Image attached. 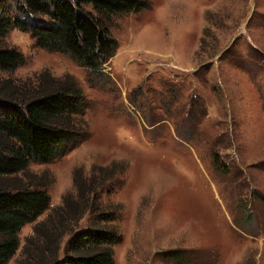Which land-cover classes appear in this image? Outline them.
I'll return each mask as SVG.
<instances>
[{
    "label": "rangeland",
    "instance_id": "1",
    "mask_svg": "<svg viewBox=\"0 0 264 264\" xmlns=\"http://www.w3.org/2000/svg\"><path fill=\"white\" fill-rule=\"evenodd\" d=\"M141 1V10L104 22L117 48L95 85L29 34L5 38L24 62L1 79L72 77L86 101L77 143L0 178L3 189L43 182L49 197L7 264H35L33 228L65 199L81 209L75 173L96 193L74 228L116 231L113 264H264V0ZM174 251L183 261L163 256Z\"/></svg>",
    "mask_w": 264,
    "mask_h": 264
},
{
    "label": "trees",
    "instance_id": "2",
    "mask_svg": "<svg viewBox=\"0 0 264 264\" xmlns=\"http://www.w3.org/2000/svg\"><path fill=\"white\" fill-rule=\"evenodd\" d=\"M144 7L141 0H0V73H11L24 62L22 54L5 43L8 33L16 30L29 34L38 48L70 56L88 71L89 82L95 85L93 79L99 82L108 77L103 65L117 48L104 22L112 15ZM141 92L137 88L134 95ZM129 103L136 108L135 103ZM85 105L83 93L72 77L55 78L44 72L34 83L23 85L0 77V178L24 173L31 163L49 164L68 151L83 132L77 117ZM107 176L102 180L114 174ZM84 183L75 173L74 186L83 199L81 209L65 199L63 207L54 209L33 228L28 243L33 239L36 242L27 253L36 257L35 264H113L112 247L120 242L116 231L74 228L91 208L89 196L96 193L95 187L88 188ZM48 206L43 182L32 187L0 188V264L14 257L22 228L35 223ZM99 218L111 222L113 214L102 212ZM66 235L69 239L59 256ZM163 256L183 261L185 255L174 251Z\"/></svg>",
    "mask_w": 264,
    "mask_h": 264
}]
</instances>
